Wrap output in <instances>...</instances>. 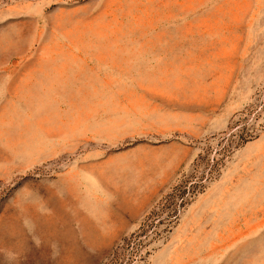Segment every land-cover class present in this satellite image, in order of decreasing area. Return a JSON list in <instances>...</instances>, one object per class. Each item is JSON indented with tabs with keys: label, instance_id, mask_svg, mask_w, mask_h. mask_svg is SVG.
<instances>
[{
	"label": "rangeland",
	"instance_id": "rangeland-1",
	"mask_svg": "<svg viewBox=\"0 0 264 264\" xmlns=\"http://www.w3.org/2000/svg\"><path fill=\"white\" fill-rule=\"evenodd\" d=\"M0 264H264V0H0Z\"/></svg>",
	"mask_w": 264,
	"mask_h": 264
},
{
	"label": "trees",
	"instance_id": "trees-1",
	"mask_svg": "<svg viewBox=\"0 0 264 264\" xmlns=\"http://www.w3.org/2000/svg\"><path fill=\"white\" fill-rule=\"evenodd\" d=\"M181 202L182 199L180 200V203ZM159 216L160 215H147L138 226L137 230L126 240V244L131 246L134 252H138V249L146 243L147 238H153L159 234L158 225L160 223L169 224L177 217V215H164L163 219L165 221L163 222L162 218H159Z\"/></svg>",
	"mask_w": 264,
	"mask_h": 264
}]
</instances>
